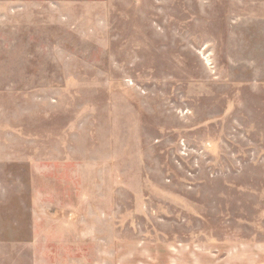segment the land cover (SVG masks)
<instances>
[{"label":"rangeland","instance_id":"1","mask_svg":"<svg viewBox=\"0 0 264 264\" xmlns=\"http://www.w3.org/2000/svg\"><path fill=\"white\" fill-rule=\"evenodd\" d=\"M262 247L264 0H0V264Z\"/></svg>","mask_w":264,"mask_h":264},{"label":"crops","instance_id":"2","mask_svg":"<svg viewBox=\"0 0 264 264\" xmlns=\"http://www.w3.org/2000/svg\"><path fill=\"white\" fill-rule=\"evenodd\" d=\"M262 255H261V260H262V263L260 262H251V263H247V264H264V248L262 247ZM259 257V256H258ZM260 258V257H259ZM241 264H245V263H241Z\"/></svg>","mask_w":264,"mask_h":264}]
</instances>
